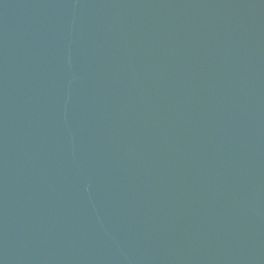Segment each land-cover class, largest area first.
<instances>
[{
    "label": "water",
    "instance_id": "obj_1",
    "mask_svg": "<svg viewBox=\"0 0 264 264\" xmlns=\"http://www.w3.org/2000/svg\"><path fill=\"white\" fill-rule=\"evenodd\" d=\"M0 264H264V0H0Z\"/></svg>",
    "mask_w": 264,
    "mask_h": 264
}]
</instances>
